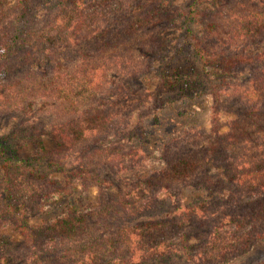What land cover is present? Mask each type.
<instances>
[{
  "label": "trees",
  "instance_id": "trees-1",
  "mask_svg": "<svg viewBox=\"0 0 264 264\" xmlns=\"http://www.w3.org/2000/svg\"><path fill=\"white\" fill-rule=\"evenodd\" d=\"M203 3L0 0V108L37 100L56 113L49 149L39 128L13 134L34 157L0 137V264H232L264 243V0ZM182 23L191 34L184 53L199 70L166 54L167 34ZM149 76L162 106L210 95V129L174 139L161 166L128 179L145 158L108 139L128 128L132 101L151 98ZM227 100L234 116L222 123ZM211 162L222 178L210 175ZM77 182L98 189L95 207L29 224ZM116 182L122 190L108 200ZM186 187L211 198L184 204L176 192ZM160 193L172 211L149 218Z\"/></svg>",
  "mask_w": 264,
  "mask_h": 264
},
{
  "label": "rangeland",
  "instance_id": "rangeland-1",
  "mask_svg": "<svg viewBox=\"0 0 264 264\" xmlns=\"http://www.w3.org/2000/svg\"><path fill=\"white\" fill-rule=\"evenodd\" d=\"M190 2L191 0H172L174 5L183 9ZM204 3L207 6L210 4V0H204ZM188 27L187 24L182 23L177 29L167 34L168 51L166 54L177 65L183 64V67L193 66L199 70V66L195 63L194 59L192 57L189 58L184 53L185 44L190 43L191 40V34L187 32ZM195 27L199 28L198 26ZM263 46L264 44L261 47L258 46V49L263 48ZM186 57L188 58V62L184 63ZM187 71H189L188 68ZM144 83L152 94L151 98L145 102L140 100L132 101L133 107L127 111V115H132L128 120V128L121 134L113 135L108 139V142L124 147L125 151L138 149L143 154L145 167L142 166V168L127 171L122 175L128 179L146 175L150 171H153L151 167L161 166L159 158L161 157L162 149L174 139L181 137L183 134L190 135L192 133L189 138L191 136H198L193 135L194 133L200 134L204 132L206 134L210 129L212 98L205 91L200 92L201 95L198 94L189 98H177L168 103L169 105L162 106L160 105V100H167H165L166 96L158 94L155 91L156 79L153 76H149ZM233 108V105L227 100L226 107L221 114L222 123H226L234 116L235 109ZM0 114L6 116L0 118V137L9 138V143H11L22 158L34 157L35 147L31 143H28V140L22 137L20 133L16 134L15 137L13 134L27 127L39 128L40 132L46 131L48 134H44L42 137L43 146L45 149L51 148L49 129L51 122L56 119L54 108L42 106L37 100H24L22 105L18 107L12 106L9 111L2 109ZM58 114L61 116V113ZM37 163L43 165L41 161H37ZM208 168L213 178L223 177L218 163L211 162ZM108 175L106 173V176ZM53 176L61 179L57 173L53 174ZM111 178L114 180L113 177ZM118 183L116 182L114 186L105 190V196L108 200L116 197L122 190ZM74 188L75 193L72 196L62 197L50 203L46 212L41 216L29 217V224L35 226L41 222L52 220L62 215L70 206L77 209H87L95 207L99 202L100 193L96 187L84 188L77 182ZM176 193L180 195L184 204L211 198L207 189L199 187H186ZM158 199L159 208L150 214L149 218L169 216L172 211V205L168 196L160 193ZM4 233L10 236L13 241L19 242V236L12 229L6 228ZM261 262H264V243L257 244L250 252L237 258L232 264H258Z\"/></svg>",
  "mask_w": 264,
  "mask_h": 264
}]
</instances>
